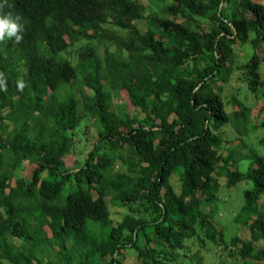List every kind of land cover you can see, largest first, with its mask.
Returning a JSON list of instances; mask_svg holds the SVG:
<instances>
[{
	"label": "trees",
	"instance_id": "16d2710c",
	"mask_svg": "<svg viewBox=\"0 0 264 264\" xmlns=\"http://www.w3.org/2000/svg\"><path fill=\"white\" fill-rule=\"evenodd\" d=\"M3 16L21 40L0 41V264H201L191 240L228 248L218 176L251 183L230 245L264 261V132L259 150L243 139L264 120L224 95L237 74L264 118V0H0ZM121 90L132 112L114 108Z\"/></svg>",
	"mask_w": 264,
	"mask_h": 264
},
{
	"label": "rangeland",
	"instance_id": "374dc122",
	"mask_svg": "<svg viewBox=\"0 0 264 264\" xmlns=\"http://www.w3.org/2000/svg\"><path fill=\"white\" fill-rule=\"evenodd\" d=\"M139 1L145 4L149 8V10L156 11L164 0ZM137 25L140 30H144L145 26L143 21H138ZM91 43L97 45L95 41H92ZM79 44H81V42ZM98 49L101 50L102 48L98 46ZM235 54L236 62L239 63L245 60L244 52L242 50L237 49ZM224 95H227L228 97L235 95L237 99H239L246 105H249L251 107L250 117L254 124H257L264 120L263 114L261 112L262 102L259 98L251 95L248 90L244 88L237 74H234L231 77L230 82L224 88ZM113 103L115 105L114 108L116 109L126 107L127 111H133V106L129 103L126 91L124 90H121L118 95L113 96ZM87 124H89V122H83L81 128L78 131V134L81 135V138L83 136L81 132L86 128ZM88 131L89 134H92L91 126H89ZM263 132L264 129L258 128L248 134L243 139L249 146L259 150L257 139L263 134ZM229 134L230 130L228 129L226 131L227 137L229 136ZM235 143H238V140L236 138H233L231 141H228L226 145L229 146ZM84 150L85 143L81 141L75 146L74 152H71L64 156L63 160L65 168H75L76 166H78L83 157V155H80V153ZM226 153L227 152L223 151V155H225ZM244 165L245 162L241 164V167H244ZM31 170L32 166L27 165L23 168L21 172H19V174L20 176L22 175L26 179H28ZM218 181L221 184V188L219 191L220 201L217 209L218 212L212 218V222L217 229L222 230L225 244L228 246V248H223L222 244L216 245L210 241H205L204 245L201 247L196 240H191V242L188 243L187 247L188 255L198 251L199 255L201 256V264H241L242 260L239 258V255L237 253V250L241 246V242H238L236 246H232L230 245V241L231 238L235 236H238L240 239H246V233L243 232V228L239 224L233 222V218L241 208L243 191L248 188L251 183L249 181L243 180L235 186L225 187L223 186L224 178L222 176H218ZM110 210L112 212V217L114 221L121 219L122 216L127 212L125 207L111 206ZM205 210L207 211L208 209ZM201 236L204 237L203 234H201ZM16 243H18V241H16ZM263 244L264 241L258 242V245L260 246H262ZM179 254L181 257L182 253L179 252ZM106 260L107 259H105V261ZM129 264H139L136 255L133 253L129 254ZM256 264H264V261H258L256 262Z\"/></svg>",
	"mask_w": 264,
	"mask_h": 264
},
{
	"label": "clouds",
	"instance_id": "9594fccd",
	"mask_svg": "<svg viewBox=\"0 0 264 264\" xmlns=\"http://www.w3.org/2000/svg\"><path fill=\"white\" fill-rule=\"evenodd\" d=\"M21 30V26L17 25L10 16H3L0 17V41H3L4 38L16 36V41L19 42L21 40L20 35H16L18 31ZM5 87L4 80L0 79V90H3ZM18 89H22L24 87L23 82H18L17 84Z\"/></svg>",
	"mask_w": 264,
	"mask_h": 264
}]
</instances>
